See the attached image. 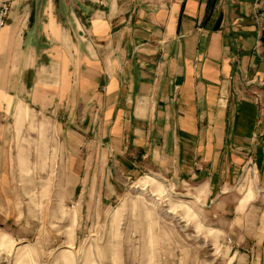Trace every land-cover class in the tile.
I'll use <instances>...</instances> for the list:
<instances>
[{
	"label": "crops",
	"instance_id": "crops-1",
	"mask_svg": "<svg viewBox=\"0 0 264 264\" xmlns=\"http://www.w3.org/2000/svg\"><path fill=\"white\" fill-rule=\"evenodd\" d=\"M6 2L0 129L50 120L111 185L112 172L202 184L222 229L251 233L245 260L264 264V0Z\"/></svg>",
	"mask_w": 264,
	"mask_h": 264
},
{
	"label": "rangeland",
	"instance_id": "rangeland-1",
	"mask_svg": "<svg viewBox=\"0 0 264 264\" xmlns=\"http://www.w3.org/2000/svg\"><path fill=\"white\" fill-rule=\"evenodd\" d=\"M26 119L0 129V264H253L251 233L224 230L207 187L143 172L111 185L109 169L72 161L50 120ZM242 186L244 211L256 186Z\"/></svg>",
	"mask_w": 264,
	"mask_h": 264
},
{
	"label": "built area",
	"instance_id": "built-area-1",
	"mask_svg": "<svg viewBox=\"0 0 264 264\" xmlns=\"http://www.w3.org/2000/svg\"><path fill=\"white\" fill-rule=\"evenodd\" d=\"M11 12V5L9 2L0 5V31L7 25Z\"/></svg>",
	"mask_w": 264,
	"mask_h": 264
}]
</instances>
